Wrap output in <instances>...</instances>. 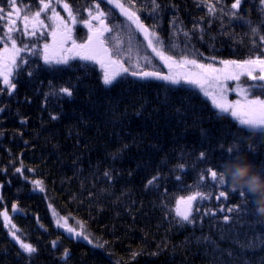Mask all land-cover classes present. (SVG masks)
Returning <instances> with one entry per match:
<instances>
[{"label": "trees", "instance_id": "16d2710c", "mask_svg": "<svg viewBox=\"0 0 264 264\" xmlns=\"http://www.w3.org/2000/svg\"><path fill=\"white\" fill-rule=\"evenodd\" d=\"M121 2L165 45H179L174 51L163 48L175 58L186 46L183 32L191 34L189 51L203 55L190 57L200 60L239 61L264 50L259 40L264 36L260 0H241L233 10L235 17L228 11L235 0H156L155 15L152 0ZM63 3L71 7L75 23ZM95 4L112 31L119 27L120 35L127 33L121 30L127 19L107 0L53 2L79 41L87 37L81 22ZM16 7L30 8L21 15L31 16L40 5L39 0H17ZM0 9L11 11L7 0L0 2ZM45 15L51 11L40 18L52 26L38 29L44 35L36 37L23 33V23L17 20L21 32L13 38L18 47L34 44L43 53L44 44L53 43L55 25ZM4 25L7 20H0ZM253 27L259 29L256 37ZM3 31L0 27V35ZM135 33L137 46L148 51ZM5 43L11 48L10 42H0V51ZM21 58L26 63L20 64ZM17 64L9 75L14 89L0 76V264H264V216L257 213L253 198L241 207V190L231 193L229 182L228 188L213 186L202 171L212 168L219 174L221 163L237 152L264 170V130H251L228 114L218 116L212 100L186 84L144 81L129 74L105 88L99 65L76 58L49 66L31 51H22ZM61 88H69L71 97L61 95ZM252 94L264 98L259 91ZM201 152L206 153L204 163L197 159ZM180 165L185 171L178 170ZM157 175V186L149 187L148 181ZM202 175L207 187L198 188ZM219 191L226 192V201L217 202ZM197 192L211 193L212 198L194 201L193 223L180 225L178 198ZM228 208H240V214L228 213ZM5 211L15 228L5 221ZM211 211H216L215 217L206 215ZM224 215L229 216L228 225ZM60 217L74 232L82 231L104 247L57 228ZM13 231L36 253L22 254Z\"/></svg>", "mask_w": 264, "mask_h": 264}, {"label": "snow or ice", "instance_id": "6c2138e0", "mask_svg": "<svg viewBox=\"0 0 264 264\" xmlns=\"http://www.w3.org/2000/svg\"><path fill=\"white\" fill-rule=\"evenodd\" d=\"M3 2V0H0ZM54 0H39V10L32 13L31 16L24 14L21 15L22 12L30 11V8L20 9L16 7L17 0H7L9 9L11 11L5 13L3 9H0V20H7V25L0 26L4 29L3 35H0V42H10L11 48L8 47V43L4 44V48L0 51V76L3 77V82L6 85H9L10 88L14 89L15 85L11 84L9 81V75L13 71V69L19 68L17 64V57L20 56L22 51H31L33 55L39 57L43 56V61L46 65L49 66H57V65H66L68 64L70 59L78 58L84 62H93L95 64H99L100 69L102 71V84L105 88H111L115 86L117 83L125 75H131L139 80L144 81H161L166 82L170 85H181L186 84L191 86L193 89H198L199 92H202L205 97H210L212 100V104L216 110H218V116L220 114H228L234 121H237L240 125L247 126L251 130H264V98L261 96H253L252 93L259 91L262 95H264V50H259V54L252 56L250 55L248 58L244 60H222L219 63L222 67L216 66V57H212L211 63H202L199 62L195 58H189V56H200L203 58V55L197 52L195 49L189 51L190 48V40L191 34L189 32H183V35L187 38L186 46L181 49L177 55H179L180 59L176 60L171 55H166L162 50L165 46L169 51H174L179 47L177 44L169 43L165 45V42L156 35L155 31H150L142 21L140 17L137 15L136 11H133L131 7L126 6L121 0H107L109 4L114 5V8L119 9L120 13L131 22V24L135 25L136 30L143 33L144 38L147 40V46L151 48L152 52L155 53V56L162 61L161 67H167L169 70V74H164L160 71H147L144 68H147L150 65V60L145 58V64L143 68L136 64L135 69L129 72V68L123 66V64L113 58V55L120 56L121 52L119 49L115 51V53L109 52V49L104 46L105 44V33H110L112 29H110L105 24V13L100 10V5L95 4L96 13L93 14L92 9H88L89 19L83 21L89 28L88 40L84 44H76L75 41H72V48L68 51L70 53H74L73 55L65 56H54L49 53V45L44 44L43 53H41L36 46L33 45H25L23 49L17 46L16 39L13 38V33L21 32V29L17 27V20H21L23 23V33L27 34L31 37H36L38 35H44L42 32H38V29H43L45 27H51L52 25H46L45 20L41 19L42 13H47L49 10L51 11V15H45V19L50 20L55 25L52 36H57L58 31L63 28L65 33H70V29H68L66 22L56 11V8L53 6ZM55 3H62V0H55ZM261 3V11H264V0H260ZM130 4H134V0H130ZM241 4V0H235V2L231 5V9L228 11L232 13V16L235 17L237 14L233 10L239 8ZM153 12L152 15H155L159 11V5L156 3V0H152ZM63 8L67 11L69 18L73 23L76 22V17L73 15V11L71 7L67 3H63ZM210 11L214 13V9L210 8ZM13 13H15V18H13ZM223 15V13H222ZM92 21L98 22V27H93ZM247 24L251 25V21H246ZM173 26H175V21H173ZM30 29V30H29ZM182 31V29H181ZM203 31V30H201ZM252 35L254 37L259 35L258 28H251ZM71 40V36L68 34L64 35V39L61 43L67 42ZM154 40L157 45H160V48L154 46ZM260 41H264V36H259ZM258 50V45L256 41H253V51ZM26 63L22 58L20 60V64ZM192 68L195 71H186L183 73H173V68ZM52 70H56L53 67ZM31 75V73H29ZM247 77L251 83L248 87L241 86L240 80L241 77ZM235 83L234 88H229V83ZM61 95H66L71 97L72 92L69 88H61ZM235 92L238 95V99L236 100H228V93ZM11 94V93H10ZM51 95V94H50ZM2 111V109H0ZM179 111V110H177ZM56 119L57 117H52ZM22 123H24L22 121ZM222 147V146H221ZM236 147V145H233ZM232 148L227 149L229 153L232 152ZM118 158L116 156L113 157ZM181 158H183V154H181ZM206 158V153L201 152L199 157L197 158L200 163H204ZM178 170L183 172L185 171V166H178ZM208 174L210 182H212L213 186L217 184L223 188H228V181L218 174L217 170L212 168H206L202 170ZM16 172H21V169L17 168ZM106 176L110 175L109 173H105ZM159 175L153 177L148 181L149 187H156V181L160 179ZM176 179L179 181L180 177L177 176ZM36 186H39V181L34 182ZM207 181L204 179L203 175L200 177L199 183L197 184L198 188L207 187ZM42 190V189H41ZM237 190L231 188V193L235 194ZM239 196L242 203L241 207H244V204L248 202V198L250 195L245 191L241 190L239 192ZM212 198V194H205L204 192H197L194 195L188 196L187 198H181L178 201L179 204L185 205L186 210L180 211L177 209V216L179 217L178 223L180 225L184 224H192V213L190 205L193 201L205 202L210 201ZM227 195L225 191H219L218 195L215 196L217 202L220 200H227ZM166 208V205H162ZM14 213L16 211V205H13ZM220 213H224L225 209L220 207L218 209ZM228 213H237L240 214V208H228ZM5 218V221H8V214L5 211L2 213ZM206 215H211L215 217L216 211H211L206 213ZM225 225L230 223L229 216L224 215ZM58 226L66 227V230L69 233L74 232L75 230L71 227L65 225H60L59 221L57 222ZM12 228H15L14 225H11ZM77 237H82L85 241L91 244L93 247L103 248V243L93 244L92 240L89 237L81 232H75ZM12 238L20 244V248L22 250V254H28L29 257L36 253V248L31 245L24 243L20 240V237L16 234L15 231L11 232ZM205 242H208V238H204ZM106 243V242H105ZM261 246H264V240L260 241ZM55 242L53 243V247H55ZM68 253L65 251L64 258L67 259Z\"/></svg>", "mask_w": 264, "mask_h": 264}, {"label": "rangeland", "instance_id": "374dc122", "mask_svg": "<svg viewBox=\"0 0 264 264\" xmlns=\"http://www.w3.org/2000/svg\"><path fill=\"white\" fill-rule=\"evenodd\" d=\"M92 12H93V14H95L96 13V9H93ZM88 19H89V17L87 19H85V20H88ZM126 21H128V20H126ZM81 24L85 28L87 36H89L91 33L89 32L88 26L86 24H84L83 22H81ZM92 25H93L94 28L98 27V22L97 21H92ZM118 30H119V27L117 29L111 31L110 33H105V41L112 48L113 53H115V51L117 49H119L120 52H121L120 56L113 55L114 59L119 60L123 64L124 67L129 68V71H133V70H136L135 66H136L137 63H139V65L143 68V66L145 64V58H147L148 60H150L151 63H150V65L147 68H144V70H147V71H160V72H162L164 74H169V70L166 69L165 67H161V65L158 63V61H157L158 58L155 56V53L152 52L151 48H149L148 51H143L142 49H140V46L139 47L137 46L138 42H137V40H135V36H134V35H136V33H135V30H136L135 25L131 24V22H129V21L125 22V24L123 25V28L121 30H123L124 32H127V33L124 34V35L121 34L122 36L120 35V32ZM136 31H138V30H136ZM71 33H73V32L65 33V30L63 28H61L58 31L57 36L55 37V39L52 36V38H53L52 42L53 43L49 45L50 46L49 47V53L53 54V55L60 56V55H63V53L65 52L66 56L73 55L74 53H70L68 51L69 49H71L73 47L72 46V41H75L76 44H78V45L79 44H83V41L77 40V37L76 36L74 37V35H72ZM138 33H139V31H138ZM65 34L70 35L71 36V40H68L67 42L61 43V41L64 39V35ZM154 46L157 47V48L161 47L160 45H157L155 43V40H154ZM166 55H168V54H166ZM173 58L176 59V60L180 59V58H175V57H173ZM189 58H192V57L189 56ZM195 59H197V58H195ZM197 60L199 62H202V63H211L212 62L211 59H209V60L197 59ZM219 61H222V60H216V66L217 67H222V65L219 63ZM172 71H173V73H183V72H186V71H195V69H192V68H176V67H174ZM250 83H251V81H249L247 77H244V76L241 77V80H240L241 86L248 87ZM235 86H236L235 83H233V82L229 83V88L230 89L234 88ZM253 96H258V95H253ZM227 98H228V100L232 101V100L238 99L239 97H238V95L235 92H231L230 91L228 93V97ZM261 98H263V97H261ZM191 195H194V193L193 194H188V195H185V196H181L180 198H178V200L176 202V207H175L176 213H177V209L178 208L182 212L186 210L185 205H183V204H179L178 205V201H180L181 198H187L188 196H191ZM193 202L190 205L191 211H192V207H193ZM65 220L66 219L63 218V217L58 218V220H56L57 228H64V232L68 233L69 235L76 236L75 232L69 233L66 230V227L58 226V224H57L58 221H59L60 225H65ZM7 223L9 225H13V223L11 222V219H10L9 216H8ZM66 226L68 227L67 220H66Z\"/></svg>", "mask_w": 264, "mask_h": 264}, {"label": "clouds", "instance_id": "9594fccd", "mask_svg": "<svg viewBox=\"0 0 264 264\" xmlns=\"http://www.w3.org/2000/svg\"><path fill=\"white\" fill-rule=\"evenodd\" d=\"M220 175L225 178L232 189L243 190L252 198V203L259 215L264 216V170L242 152L221 163Z\"/></svg>", "mask_w": 264, "mask_h": 264}, {"label": "water", "instance_id": "95a60500", "mask_svg": "<svg viewBox=\"0 0 264 264\" xmlns=\"http://www.w3.org/2000/svg\"><path fill=\"white\" fill-rule=\"evenodd\" d=\"M140 20L142 21V23H143L147 28H149V27L143 22V20H142L141 18H140ZM149 30H150V28H149ZM139 33H140L141 38L147 43V40L144 38L143 33H141V32H139ZM90 35H91V34H90ZM88 37H89V36H87V37L84 39L83 44L87 42ZM104 46H105L106 48L109 49L110 54L113 53L112 48L106 43V41H105ZM157 60H158V62L162 65L163 62H162V61H159V59H157ZM90 62H91V61H90ZM92 63H93V62H92ZM94 64H95V63H94ZM97 65H99V64H97ZM165 68L167 69V67H165ZM61 230L64 231V228H61ZM75 238L78 239V238H80V237L75 236Z\"/></svg>", "mask_w": 264, "mask_h": 264}]
</instances>
